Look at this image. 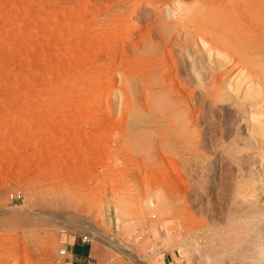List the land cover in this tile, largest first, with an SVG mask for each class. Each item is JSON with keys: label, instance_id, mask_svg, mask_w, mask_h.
Here are the masks:
<instances>
[{"label": "rangeland", "instance_id": "rangeland-1", "mask_svg": "<svg viewBox=\"0 0 264 264\" xmlns=\"http://www.w3.org/2000/svg\"><path fill=\"white\" fill-rule=\"evenodd\" d=\"M242 2L0 0V264H264Z\"/></svg>", "mask_w": 264, "mask_h": 264}, {"label": "bare ground", "instance_id": "bare-ground-1", "mask_svg": "<svg viewBox=\"0 0 264 264\" xmlns=\"http://www.w3.org/2000/svg\"><path fill=\"white\" fill-rule=\"evenodd\" d=\"M229 9L234 14L239 12L240 10V13H243V16H240L235 21L232 20L233 22L230 23V28H227L229 30L225 28L226 22H222L221 20V23L213 25V28L215 29L214 33L219 34H217L216 38L222 35V38H220L223 39L222 44L229 48L227 49L230 50V53L234 59L242 62V64H244L247 68V75L249 77L251 88V94H247V96L249 95V98H247L249 99V106L252 107L258 104V106H260L261 108H258V110L256 108L257 106H255L248 111L249 117L246 118L248 119V136L251 139V146L254 156L259 158V167H261V171L264 175V121H262L261 117H259L261 120H258L257 117V115L262 116V118L264 119V0H245V2H242L241 4L235 6L233 5ZM192 25L196 32L198 31L200 33H203L202 28H204L205 23L203 25L201 20H194ZM237 31H241V33L239 34ZM219 32L222 34L220 35ZM217 43L218 42H216L215 45H217ZM155 104L156 107L157 105L158 107H161L164 102L160 99V97H157L155 99ZM248 179L249 178H247V180L245 179L239 184H236L237 186L235 187L234 191L235 196H241L247 199V201L249 202V207H255L256 209L258 208L262 211L264 210V202L256 193V189L252 180ZM262 188L264 189V187ZM242 206L244 205H241L239 209H243ZM235 211L231 212L232 215L230 214L231 216H229V218H236V213H238L239 211ZM111 219L112 218L110 216H107L108 222H110ZM262 222H264V220ZM262 225L264 224L262 223ZM89 232L90 234L92 233V237H95V231L90 230ZM102 238L106 239L105 237Z\"/></svg>", "mask_w": 264, "mask_h": 264}, {"label": "crops", "instance_id": "crops-1", "mask_svg": "<svg viewBox=\"0 0 264 264\" xmlns=\"http://www.w3.org/2000/svg\"><path fill=\"white\" fill-rule=\"evenodd\" d=\"M65 246L71 264H98L92 259L94 246L89 241H83L81 237L73 236L72 239L66 241Z\"/></svg>", "mask_w": 264, "mask_h": 264}, {"label": "built area", "instance_id": "built-area-1", "mask_svg": "<svg viewBox=\"0 0 264 264\" xmlns=\"http://www.w3.org/2000/svg\"><path fill=\"white\" fill-rule=\"evenodd\" d=\"M18 196L19 195H16V196H14L12 193L10 194V199L11 200H16L17 198H18ZM81 239L83 240V241H88L89 240V237L87 236V235H83V236H81ZM61 254H66L67 253V248H66V246H63L61 249H60V251H59Z\"/></svg>", "mask_w": 264, "mask_h": 264}]
</instances>
